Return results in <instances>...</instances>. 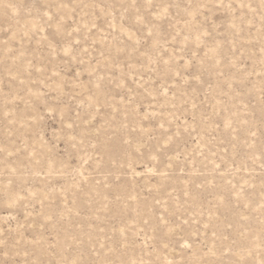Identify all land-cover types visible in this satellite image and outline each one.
Wrapping results in <instances>:
<instances>
[{
	"label": "rangeland",
	"instance_id": "rangeland-1",
	"mask_svg": "<svg viewBox=\"0 0 264 264\" xmlns=\"http://www.w3.org/2000/svg\"><path fill=\"white\" fill-rule=\"evenodd\" d=\"M0 264H264V0H0Z\"/></svg>",
	"mask_w": 264,
	"mask_h": 264
}]
</instances>
